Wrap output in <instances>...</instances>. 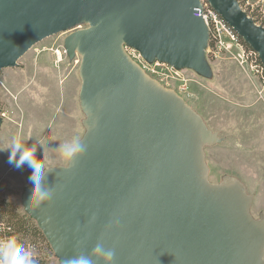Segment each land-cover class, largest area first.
<instances>
[{
  "label": "water",
  "instance_id": "1",
  "mask_svg": "<svg viewBox=\"0 0 264 264\" xmlns=\"http://www.w3.org/2000/svg\"><path fill=\"white\" fill-rule=\"evenodd\" d=\"M257 55L264 69V28L237 0H206ZM199 0H0V71L30 49L69 33L63 49L79 57L78 102L86 150L46 171L51 201L23 197L59 264L97 242L113 264H264V217L235 180L208 181L204 148L221 143L173 91L126 54L149 65L209 79L208 31ZM2 118L0 114V128Z\"/></svg>",
  "mask_w": 264,
  "mask_h": 264
},
{
  "label": "rangeland",
  "instance_id": "2",
  "mask_svg": "<svg viewBox=\"0 0 264 264\" xmlns=\"http://www.w3.org/2000/svg\"><path fill=\"white\" fill-rule=\"evenodd\" d=\"M239 2L256 24L264 25V0ZM68 34L43 40L16 67L0 71V202L20 216H27L22 200L30 186L31 169L27 164L17 169L8 163L13 137L21 135L22 148L35 147V158L49 170L69 161L60 155L59 145L78 143L85 133L78 102L79 57L69 61L65 56L62 63H54L53 51ZM234 40L226 38L212 53L206 51L209 79L160 63L148 67V73L222 140L203 150L208 181L240 183L251 198L250 215L258 220L264 217V75ZM31 224L36 226L32 220ZM40 250L43 264H59L47 243Z\"/></svg>",
  "mask_w": 264,
  "mask_h": 264
},
{
  "label": "clouds",
  "instance_id": "3",
  "mask_svg": "<svg viewBox=\"0 0 264 264\" xmlns=\"http://www.w3.org/2000/svg\"><path fill=\"white\" fill-rule=\"evenodd\" d=\"M21 140L20 134L13 137L8 163L13 164L17 169L27 164L31 169L28 201L32 202L33 207H39L44 202L51 201L54 191L45 183L47 169L44 163L35 158V147L22 148ZM85 150V146L77 142H66L58 147L62 158L69 161ZM92 255L102 257L104 264H113L115 253L113 249L105 248L103 243L97 242ZM0 264H36V262L31 251L19 243L16 236H10L0 240ZM64 264H93V261L90 256L79 254L66 259Z\"/></svg>",
  "mask_w": 264,
  "mask_h": 264
},
{
  "label": "built area",
  "instance_id": "4",
  "mask_svg": "<svg viewBox=\"0 0 264 264\" xmlns=\"http://www.w3.org/2000/svg\"><path fill=\"white\" fill-rule=\"evenodd\" d=\"M193 17L199 18L205 24L207 31H208V53H212V49L216 48L218 45L222 44L223 40L229 38L232 41L237 37L227 26L226 24L220 19V17L212 10L210 5L206 2V0H199V7L195 8L193 11ZM236 36V37H235ZM126 54L130 57V59L135 62L147 75L148 67L151 65L147 64L141 56L134 50L125 48ZM250 56V60L252 58L258 64L262 75H264V69L258 60V57L252 51L248 53ZM54 55V63L56 65L62 63L63 58H65V52L63 49V41L58 47L53 51ZM151 77V76H150ZM1 203V202H0ZM10 236H16L18 242L23 244L29 251H31L33 259L35 260L36 264H43V260L41 258V250L36 248L28 237L25 235L17 232L10 224L6 223L4 220L0 219V240L5 239Z\"/></svg>",
  "mask_w": 264,
  "mask_h": 264
},
{
  "label": "trees",
  "instance_id": "5",
  "mask_svg": "<svg viewBox=\"0 0 264 264\" xmlns=\"http://www.w3.org/2000/svg\"><path fill=\"white\" fill-rule=\"evenodd\" d=\"M239 4V0H237ZM241 6V5H240ZM255 22V21H254ZM256 23V22H255ZM264 28L263 24H260ZM236 37V36H235ZM238 43L245 48V53H250L251 50L248 48L246 44L242 42L238 37H236ZM0 203V219L4 220L6 223L10 224L17 232H21L23 235L29 238L31 243L39 249H42L43 246H46L45 239L42 236L41 232L36 226H32L31 219L28 216H20L16 214L15 210L10 205H2ZM34 232V233H33ZM38 239L36 240V237ZM35 238V239H33ZM38 242V243H37Z\"/></svg>",
  "mask_w": 264,
  "mask_h": 264
}]
</instances>
